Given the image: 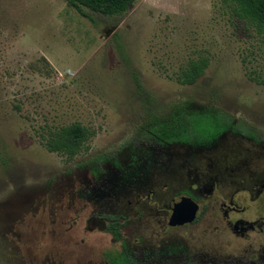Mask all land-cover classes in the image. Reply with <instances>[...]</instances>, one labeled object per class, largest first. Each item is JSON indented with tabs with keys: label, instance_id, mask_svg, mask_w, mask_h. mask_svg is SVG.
<instances>
[{
	"label": "rangeland",
	"instance_id": "obj_1",
	"mask_svg": "<svg viewBox=\"0 0 264 264\" xmlns=\"http://www.w3.org/2000/svg\"><path fill=\"white\" fill-rule=\"evenodd\" d=\"M83 11L67 0H0V201L23 188L50 192L85 155L183 112L220 110L264 136V43L230 3L134 0L117 15ZM202 59L195 81L180 83L181 71ZM75 122L90 132L84 149L67 156L45 148L50 131ZM247 204L244 215L255 217ZM215 219L209 211L187 226H165L162 243L222 253L233 244ZM3 225L0 264H96L92 234L41 242L33 257V243L7 241Z\"/></svg>",
	"mask_w": 264,
	"mask_h": 264
},
{
	"label": "flooded vegetation",
	"instance_id": "obj_2",
	"mask_svg": "<svg viewBox=\"0 0 264 264\" xmlns=\"http://www.w3.org/2000/svg\"><path fill=\"white\" fill-rule=\"evenodd\" d=\"M253 135L227 126L206 143L192 144L139 134L85 155L51 193L11 192L0 201V225L7 223V241L33 243V257L41 242H83L92 234L89 253L96 264H264V136ZM213 191L216 196L207 200ZM179 199L196 204L195 216L169 225ZM247 203L258 211L253 218L244 215ZM209 211L217 214L213 228L232 247L193 252L177 242L162 243L163 227L187 226ZM47 257L43 253L42 261Z\"/></svg>",
	"mask_w": 264,
	"mask_h": 264
},
{
	"label": "trees",
	"instance_id": "obj_3",
	"mask_svg": "<svg viewBox=\"0 0 264 264\" xmlns=\"http://www.w3.org/2000/svg\"><path fill=\"white\" fill-rule=\"evenodd\" d=\"M134 0H67V4L74 8L82 16H86L83 9H88L103 15H117L124 12ZM232 5L233 13L242 19L250 22L259 33L262 43H264V0H221ZM205 65L204 59L199 62H191L181 71L180 83H193L202 72ZM133 81L138 86L136 75ZM264 82V79H263ZM230 126L233 130H238L254 136L242 123L232 122L228 115L220 110H192L179 113L178 116L167 122L157 123L156 127L134 129L125 142L137 137L139 134L148 132L169 141H185L192 144L206 143L214 137L221 129ZM88 129L79 123H70L59 127L48 133L44 146L48 151L62 152L71 156L80 149H84V141L89 136Z\"/></svg>",
	"mask_w": 264,
	"mask_h": 264
},
{
	"label": "water",
	"instance_id": "obj_4",
	"mask_svg": "<svg viewBox=\"0 0 264 264\" xmlns=\"http://www.w3.org/2000/svg\"><path fill=\"white\" fill-rule=\"evenodd\" d=\"M176 206L177 207L174 206L171 216L169 218L168 221L169 225L189 222L194 218L197 209V206L194 202L190 201L187 203L186 201L184 202L183 200L179 199ZM263 224H264V217H263Z\"/></svg>",
	"mask_w": 264,
	"mask_h": 264
}]
</instances>
